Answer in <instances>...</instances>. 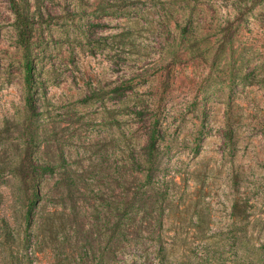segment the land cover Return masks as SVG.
Wrapping results in <instances>:
<instances>
[{"label": "rangeland", "instance_id": "obj_1", "mask_svg": "<svg viewBox=\"0 0 264 264\" xmlns=\"http://www.w3.org/2000/svg\"><path fill=\"white\" fill-rule=\"evenodd\" d=\"M15 2L33 72L0 0V264H264V0ZM118 195L144 227L123 248Z\"/></svg>", "mask_w": 264, "mask_h": 264}, {"label": "trees", "instance_id": "obj_2", "mask_svg": "<svg viewBox=\"0 0 264 264\" xmlns=\"http://www.w3.org/2000/svg\"><path fill=\"white\" fill-rule=\"evenodd\" d=\"M11 8L15 14L14 21V29L16 31L19 45L23 50L24 58H25V69L28 73L27 78L31 80V74L33 72V60L31 58V50H30V37H31V23L29 22L27 16L22 12L19 5L15 2V0H11ZM159 133L153 131L147 141V145L145 146L148 160L147 164L149 165V172L152 169L154 163H156L158 159V140ZM12 167L17 171H22L25 168L24 165L13 164ZM44 171L46 170L43 167ZM42 169V170H43ZM26 175L29 174V171H24ZM37 173V172H34ZM156 189V191H155ZM159 188L152 186L149 191H151L152 200L148 204V206L144 205V213H146L149 219L152 218V215L156 208L161 206V197L162 195L158 191ZM37 196L36 191L34 193ZM138 196V195H137ZM119 199L113 200V235L112 240L114 245L118 248H123L127 243L138 244L142 241L143 236L138 234V231L143 229V222H137V214L139 210V206L137 203V198L130 201H123V198L118 195ZM147 207V208H146ZM50 218L52 219V226L50 227V231L53 232L58 230V222L61 223V219L63 215L57 210H53L50 212ZM153 219V218H152ZM153 224L160 225L161 219H157L156 222L152 223L151 221L145 222V229L149 228ZM136 230V231H135Z\"/></svg>", "mask_w": 264, "mask_h": 264}]
</instances>
